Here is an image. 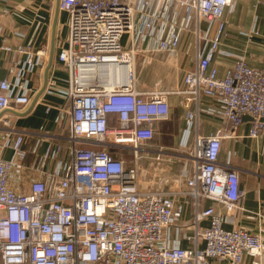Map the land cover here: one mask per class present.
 Returning a JSON list of instances; mask_svg holds the SVG:
<instances>
[{
	"label": "built area",
	"instance_id": "2783aa9c",
	"mask_svg": "<svg viewBox=\"0 0 264 264\" xmlns=\"http://www.w3.org/2000/svg\"><path fill=\"white\" fill-rule=\"evenodd\" d=\"M35 1L66 15L56 56L65 85L47 76L43 90L67 102L55 118L67 135L55 142L40 131L29 147V134L11 124L10 115L30 105L26 77L45 56L30 44L1 47L15 59L11 78L0 77V264H246L244 257L264 264V240L225 229L220 213L241 210L239 173L230 156L219 162L223 141L246 117L248 137L264 136V71L241 56L223 76L215 64L235 0ZM187 33L196 37L195 67L183 74V89L169 91L192 108L179 151L163 152L151 141L154 123L169 117V91L136 87V45L154 40L174 56ZM202 96L218 106L202 109ZM201 113L229 131L193 136ZM173 156L185 163L163 176ZM186 211L191 219L182 225Z\"/></svg>",
	"mask_w": 264,
	"mask_h": 264
},
{
	"label": "crops",
	"instance_id": "0c3cea01",
	"mask_svg": "<svg viewBox=\"0 0 264 264\" xmlns=\"http://www.w3.org/2000/svg\"><path fill=\"white\" fill-rule=\"evenodd\" d=\"M235 2L233 9L225 12L226 27L220 46L221 53L215 59L220 76H223L234 64L235 57L238 56L245 58L250 67L264 71V0H235ZM55 11L56 8L51 10L47 4L35 0H0V77L11 78L7 69L15 59L14 55L1 49L6 44L11 46L30 44L35 49L41 50L45 56L43 65L26 77L29 81L28 87L32 90L30 105L18 109L16 114L9 117L14 127L29 134L27 136L29 147L35 142L33 139L35 134H39L40 131L41 134L52 136L55 142L67 135V128L62 129L55 123L59 110L68 108L67 102L58 96L45 94L43 90L47 76H53L62 87L65 85L63 80L67 78V73L56 57L60 44L66 41L65 37H61L64 23L58 24L61 13H64L59 12L57 15L53 31ZM202 26L205 28L206 24L203 23ZM182 37L174 56L158 52L154 40L145 39L136 45L138 56L145 52L141 54L145 59L143 61L145 71L153 76L156 74L161 77L164 74L162 78H155V80L159 79L158 84L152 87H138L140 91L150 89L169 91V89L184 88L182 76L195 67L197 53L196 37L192 33L184 34ZM122 38V43L127 45L129 38L126 36ZM144 69L141 68L140 73L141 71L144 73ZM167 102L170 106L169 117L163 122L154 123V138L151 143L153 149L174 153L179 151L183 138L184 114L192 105L184 102L181 94L170 91L167 94ZM199 102L200 107L205 110L218 106L213 99L204 96L200 97ZM47 104L54 106L48 114H46ZM197 119V127L192 130L193 136L198 134L209 137L220 128L229 131L227 123L216 115L201 113ZM250 121V118L246 117L243 124L234 130V136L222 143L219 162H226L227 157L230 156V165L239 173L241 210L231 216H226L224 210L220 213L225 229L242 228L259 235L264 240V136L259 139L248 137ZM46 144L48 142L45 140L44 145ZM28 161L30 162V159ZM184 163L183 158L173 156L169 162L162 165V175L180 173ZM210 204L205 202L206 206ZM183 218L182 225L187 224L191 219L189 211L185 212ZM250 262L251 259L248 257L243 258V263L250 264Z\"/></svg>",
	"mask_w": 264,
	"mask_h": 264
},
{
	"label": "rangeland",
	"instance_id": "374dc122",
	"mask_svg": "<svg viewBox=\"0 0 264 264\" xmlns=\"http://www.w3.org/2000/svg\"><path fill=\"white\" fill-rule=\"evenodd\" d=\"M58 24L61 22V23H64V27H62V32H61V37H65L66 38V34H67V27H66V17L64 14L61 13V16L59 17L58 19ZM145 61L144 58H142V56H137L136 59H135V71H136V74H135V82H136V86L137 87H140L142 88L141 86L143 87H146V86H149V87H152V86H155L156 84L159 83V79L155 80V78H162L164 76V74L160 77V75H149V72L145 71V65L143 62ZM142 68V70L144 69V73H142L143 71H141L140 73V69ZM147 72V73H146ZM163 72V71H162ZM166 74V73H165ZM162 82L164 81L161 80ZM160 85V84H159ZM125 156L127 158H130L128 154L124 153Z\"/></svg>",
	"mask_w": 264,
	"mask_h": 264
},
{
	"label": "bare ground",
	"instance_id": "6f19581e",
	"mask_svg": "<svg viewBox=\"0 0 264 264\" xmlns=\"http://www.w3.org/2000/svg\"><path fill=\"white\" fill-rule=\"evenodd\" d=\"M121 74H122V76H123V78H124L125 80H129V78H130V76H131V73H130V71L128 70L127 67H122V69H121Z\"/></svg>",
	"mask_w": 264,
	"mask_h": 264
},
{
	"label": "water",
	"instance_id": "95a60500",
	"mask_svg": "<svg viewBox=\"0 0 264 264\" xmlns=\"http://www.w3.org/2000/svg\"><path fill=\"white\" fill-rule=\"evenodd\" d=\"M59 14V8L57 7V4H56V11H55V18H54V22H53V24H54V26H53V31H54V29H55V21H56V18H57V15ZM35 102V101H34ZM33 102V103H34ZM263 120H264V118H263Z\"/></svg>",
	"mask_w": 264,
	"mask_h": 264
}]
</instances>
